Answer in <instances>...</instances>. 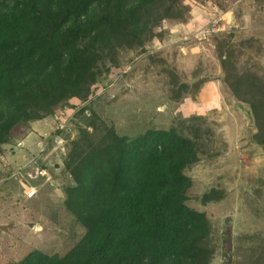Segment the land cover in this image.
I'll use <instances>...</instances> for the list:
<instances>
[{
	"label": "rangeland",
	"instance_id": "374dc122",
	"mask_svg": "<svg viewBox=\"0 0 264 264\" xmlns=\"http://www.w3.org/2000/svg\"><path fill=\"white\" fill-rule=\"evenodd\" d=\"M8 27L0 264H73L89 228L114 224L101 163L151 200L137 146L160 157L152 238L174 264H264V0H0Z\"/></svg>",
	"mask_w": 264,
	"mask_h": 264
},
{
	"label": "trees",
	"instance_id": "16d2710c",
	"mask_svg": "<svg viewBox=\"0 0 264 264\" xmlns=\"http://www.w3.org/2000/svg\"><path fill=\"white\" fill-rule=\"evenodd\" d=\"M57 4L58 13L62 11V2L67 0H51ZM10 28L0 30V40L9 42L18 39L16 33L11 30L12 36H9ZM140 145V144H139ZM136 149L141 152L142 160L146 167L141 166L139 170L145 172L148 176V183L141 185V188L147 187V190L153 192L151 200L144 194L138 195L134 191L138 189L129 181L126 188H122L118 178L111 172L110 166L101 163L104 169L96 171L97 185L100 191L96 194L99 198V205L110 209L106 213L108 220L113 219L114 224L106 227H100L98 224L94 228H89V235H86L84 242L79 248L74 250L69 257L73 264H134L135 259L140 258V264H161L162 257H166L168 264H174L178 254L174 245H165L160 249L162 242L167 240L166 236L159 239H153V233L156 225L162 222V209L155 207L156 195L152 174H149L148 166L153 169H159L160 157L154 151H144V147L137 146ZM143 149V150H142ZM93 172V171H91ZM90 173V172H89ZM167 196L168 203L171 194L163 189ZM91 203V202H90ZM74 208L76 210L77 208ZM90 211L89 217L90 219ZM87 220V221H88ZM116 228V230L114 229ZM95 234L101 236V244ZM166 238V239H165ZM165 239V240H164ZM98 241V242H97ZM97 242V243H95ZM105 249L107 252H105ZM161 250V253L159 251ZM65 261L54 260L48 255L39 252L34 253L24 264H64Z\"/></svg>",
	"mask_w": 264,
	"mask_h": 264
},
{
	"label": "built area",
	"instance_id": "2783aa9c",
	"mask_svg": "<svg viewBox=\"0 0 264 264\" xmlns=\"http://www.w3.org/2000/svg\"><path fill=\"white\" fill-rule=\"evenodd\" d=\"M37 194H38L37 189H33L32 191L29 192L28 196L30 198H33V197L37 196Z\"/></svg>",
	"mask_w": 264,
	"mask_h": 264
}]
</instances>
